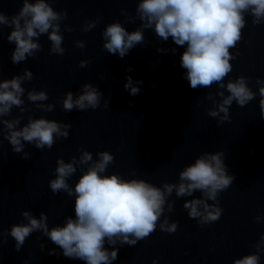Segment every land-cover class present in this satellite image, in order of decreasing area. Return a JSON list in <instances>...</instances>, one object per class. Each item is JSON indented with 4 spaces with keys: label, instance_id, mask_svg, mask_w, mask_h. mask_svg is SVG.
Masks as SVG:
<instances>
[{
    "label": "water",
    "instance_id": "95a60500",
    "mask_svg": "<svg viewBox=\"0 0 264 264\" xmlns=\"http://www.w3.org/2000/svg\"><path fill=\"white\" fill-rule=\"evenodd\" d=\"M50 3L57 11H67V19L61 22L64 54H49L50 41L45 34L39 37L40 52L13 64L9 53L14 44L7 41L10 28L4 26L0 34V78H11L27 68L33 78L24 81L23 87L26 91H45L48 100L43 103L54 105L53 111L43 112L27 100L25 93L22 99L26 111L21 114L16 108L12 110V116H23L21 124L31 115L69 123L71 127L68 137L57 138L51 148L36 149L25 144L27 159L14 153L9 142L0 137V230L4 233L0 264H84L63 255H47L50 248L57 252L60 249L39 232H33L17 252L7 232L13 223L23 221L22 210L31 211L37 218L43 211L50 227L62 224L66 216H74V196L53 194L48 181L55 175L57 157L68 162L72 156L80 155V148L91 152L93 159L98 151L112 153L114 162L104 174L143 178L156 186L177 182L178 172L205 151H224L228 171L235 175L230 187L217 197L222 209L219 220L197 224L182 207L185 199L193 197L177 198L173 192L168 199L174 201V211L167 215L177 223V230L168 233L157 226L155 232L133 246L117 245L118 258L112 264H153L154 260L155 264H232L233 258L254 251L252 244L264 233V119L260 117L259 95L243 107L233 102L230 121L218 124L207 115L206 109L212 104L205 99V93H214L217 86H189L183 77L185 69L180 66L184 49L171 38L162 41L152 30H145L146 43L137 45L123 58L103 48L101 33L107 23L119 21L128 31L139 25L138 19L129 23L120 11L125 9L129 16H135L136 0ZM20 6L21 0H0V10L9 16ZM245 18L242 39L230 49L236 58L230 61L232 71L225 82L243 75L248 78V86L258 93L256 78L264 79V23L253 25L250 16ZM86 20L97 21L88 32L82 31ZM64 25L73 31H63ZM76 40H83L85 47H76ZM158 47L169 51L158 52ZM172 48L176 49L174 54ZM82 59L88 61L83 68L79 66ZM129 75L143 81L139 85L141 92L135 96L123 86ZM84 82L103 92L100 107L65 112L60 103L64 93H77ZM105 98L109 99L107 107ZM80 174L77 169L68 181L70 186ZM193 196L200 197L201 193L196 191ZM257 215L262 218L260 223L254 219ZM41 243L45 246L43 252ZM260 255V264H264V252Z\"/></svg>",
    "mask_w": 264,
    "mask_h": 264
},
{
    "label": "clouds",
    "instance_id": "9594fccd",
    "mask_svg": "<svg viewBox=\"0 0 264 264\" xmlns=\"http://www.w3.org/2000/svg\"><path fill=\"white\" fill-rule=\"evenodd\" d=\"M121 14L129 23L139 25L128 31L119 22L107 23L101 33L103 48L120 58L126 56L137 45H144L145 30H152L162 41L169 38L184 50L180 55V66L185 69L183 77L192 89L211 88L216 91L205 93V99L212 107L206 109L207 115L217 123L230 121V107L233 102L245 106L259 95L260 117L264 119V79L257 77L258 93L247 83V77L239 75L235 80L225 78L232 71L231 60L235 59L230 49L236 48L242 39V29L246 26V15L251 17L253 25L264 23V0H136L135 16H129L125 9ZM67 19L66 10H55L50 0H21V6L15 14L9 16L0 10V34L3 27L10 31L7 41L14 44L9 53L13 64H19L42 50L39 43L41 35H47L50 41L49 54L63 55L65 52L61 22ZM97 24L96 20H86L82 31L88 32ZM63 31L72 32L69 25ZM76 47L84 48L83 40H76ZM158 52L169 49L157 48ZM175 48L171 49L174 54ZM87 60H80L79 66L86 67ZM128 71H131L129 66ZM2 77V73H0ZM32 72L25 68L22 73L11 78H0V137L6 139L14 153H20L27 159L25 144L34 145L36 149L51 148L57 138H67L69 123L58 122L43 116H28L21 124L22 115L12 116L13 108L23 114L27 100L43 112L54 110L52 103H43L48 95L43 90H27L24 81H31ZM142 80H133L129 75L124 88L130 95L141 92ZM227 93V94H226ZM103 92L90 82L80 85V90L73 93L66 91L60 100L65 112L97 109L101 105ZM219 97V99H217ZM109 99L105 98L107 107ZM10 117V118H5ZM80 155L72 156L68 162L57 157L54 177L48 181L53 194L66 193L74 196V216H66L62 224L49 226L48 216L41 211L39 218L29 210H22L23 221L13 223L7 230L19 252L25 240L33 233L39 232L57 246L60 251L50 248L47 255H63L70 260L83 261L84 264H112L118 258V247L125 244L133 246L139 240L155 232L157 226L163 232L173 233L177 223L170 221L168 213L174 211V201L168 199L173 192L177 198L185 199L182 207L189 218L203 226L220 219L222 209L217 199L220 192L230 187L235 175L228 171L225 164V152L205 151L185 165L178 172L177 182H165L156 186L143 178H122L117 173L104 174L114 157L109 151L96 153L79 149ZM81 170V174L70 186L69 179ZM86 169V170H85ZM199 191L200 197L193 193ZM212 201V203H209ZM163 217V219H161ZM261 222V216L255 218ZM4 233L0 230V243ZM105 244L110 247H105ZM254 251L233 258L232 264H260L264 252V233L252 244ZM43 252L45 246L40 245ZM155 264V260L153 261Z\"/></svg>",
    "mask_w": 264,
    "mask_h": 264
}]
</instances>
